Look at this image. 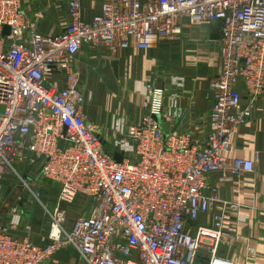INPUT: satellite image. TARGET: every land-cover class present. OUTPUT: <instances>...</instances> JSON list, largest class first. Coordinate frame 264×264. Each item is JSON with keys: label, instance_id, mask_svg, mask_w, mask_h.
Here are the masks:
<instances>
[{"label": "built area", "instance_id": "2783aa9c", "mask_svg": "<svg viewBox=\"0 0 264 264\" xmlns=\"http://www.w3.org/2000/svg\"><path fill=\"white\" fill-rule=\"evenodd\" d=\"M67 6L70 22L43 35L29 27L21 0H0V178L28 153L59 184L48 242L32 243L13 221L0 224V264H48L66 247L86 264H234L220 253L230 239L223 214L198 220L218 202L210 174L254 170L251 159L228 151L264 92V0H101L90 21L80 18L81 0ZM199 26L218 36L222 59L209 82L207 131L171 130L163 123L172 117L164 110L168 91L155 88L144 94L149 113L138 124L116 125L122 140L106 150L85 122L73 57L93 44L114 54L150 48ZM61 73L63 87L47 82ZM77 195L91 209L68 223Z\"/></svg>", "mask_w": 264, "mask_h": 264}, {"label": "crops", "instance_id": "0c3cea01", "mask_svg": "<svg viewBox=\"0 0 264 264\" xmlns=\"http://www.w3.org/2000/svg\"><path fill=\"white\" fill-rule=\"evenodd\" d=\"M21 3L29 27H34L43 35H55L71 20L67 6L68 0H21ZM100 4L101 0H81L80 18L90 21L93 15L99 12ZM210 39L217 45H208L197 38L198 43L189 45L182 43L177 51H172V45L163 44L165 40L150 48L136 46L120 48L114 55L108 50L110 55L106 60V67L101 65L97 68L102 71L98 75L107 76L112 84L126 88L127 92L123 97L127 98L128 102L107 106L106 109L110 115L108 125L109 129H112L111 135L107 136L101 131L102 115L105 117L106 111L99 109L96 112L95 108L84 105L86 124H89L103 139L107 137L111 139L119 135V132L114 129L116 125L138 124L141 118L149 113V105L141 99H144L145 93L158 88L156 82L154 85V81L148 77L160 74L158 59L165 55L169 57L168 64L172 71H170L171 76L165 82L166 84L160 83L161 88L168 89V93L164 96V110H170L172 117L163 123L169 124L171 130L175 126L174 129H186L187 125L189 127L192 125L193 132L203 131L213 100L209 87L211 79L209 76L219 73L222 67L219 42L211 35ZM96 48L100 50L106 47L96 44L86 46L72 60L73 68L78 74L79 88L85 97L87 91L97 90V87L90 86L91 73H86L90 71L91 62L85 63V61H92L96 58ZM190 55L195 59H191ZM113 61L117 63L116 68L112 65ZM81 62L82 65H80ZM65 77V73L48 75L47 82L57 80L63 87ZM127 77L130 80L125 82L124 79ZM163 78L162 76L158 80ZM95 80V78L92 79V86ZM132 87L133 91H131ZM129 89V93L138 94L135 98L139 99L138 102L130 101L132 96L128 93ZM228 154L232 157L251 159L254 163V170L239 176H224L222 173L210 174L208 184L218 188V202L210 213L202 215L198 222L212 223L213 215L218 212L222 213L224 230L230 235V239L222 244L220 253L234 264H264V92L248 123L233 133ZM26 156L28 153H23L20 158L16 159L14 165L23 161V157ZM53 187L52 196L57 197L59 184L56 183ZM48 202L42 199L25 201L17 190L14 191L10 186L5 187L4 182H0V224L13 221L20 235L27 234L32 243L43 245L48 242L50 213L54 208V203L49 205ZM90 209V201L82 195H77L72 205L68 206V223L78 216L88 215ZM48 264L86 263L77 250L66 247L58 250Z\"/></svg>", "mask_w": 264, "mask_h": 264}, {"label": "rangeland", "instance_id": "374dc122", "mask_svg": "<svg viewBox=\"0 0 264 264\" xmlns=\"http://www.w3.org/2000/svg\"><path fill=\"white\" fill-rule=\"evenodd\" d=\"M206 32H207V27H205V26H199V27H194V28L191 27V28L187 29L186 31H184V33L182 34L181 37L176 38V39H167L163 42V44L172 45V48H173L172 51L179 50V48H180L179 46L182 43L183 44L187 43L188 45L193 44V43H195V44L198 43L197 38H199L202 41H205L208 45H210V44L213 46L217 45L216 42H213L212 39H210V36H208ZM108 50L109 49H106V48H100V50L98 48H96V51H97V54L95 56L96 58L93 59L92 61H85L86 64L91 62L92 66L90 68V71H86V73H91L92 76H91L90 86L94 87V88L97 87V90L94 91V89L92 88L93 90H91V92L87 91L86 97H85V103H84V105H86L88 107L90 106L93 109L95 108L96 112H98L99 109L102 111H106V116L103 117V115H102L101 131L106 133L107 136L111 135L110 131H112V129L111 130L109 129L110 127L108 125L110 115H108L109 111L106 109L107 106L109 104H114V103H116V104L122 103L123 104L125 102H128L127 101L128 99L123 97L124 94H126V92H127L125 90L126 88H120V86L118 87L116 84H112L111 81L107 78V76L98 75V73H101L102 71H100L97 68L101 67V65H104L106 67V62H107L106 60H108L107 58L110 55L109 52H107ZM110 53L114 55V53H112V52H110ZM191 53H193V55L195 54V52H191ZM171 55H173V53ZM190 57H191V59H195L194 56L190 55ZM170 58H171V56H170ZM168 61H169V57L167 58L165 55L160 57L158 59V64H160V70H159L160 74H156L154 76L149 75V77H148V79H150L151 81H154V85L156 82V84L158 85V88L162 87L160 82H162V85H165L166 84L165 82H167L169 80L168 79L169 76H171L170 71H172V70L170 69V65L168 64ZM158 64H156V65H158ZM80 65H82V62ZM83 73H85V70H83ZM162 76L164 78L162 80H158V79L162 78ZM190 77L192 78L193 76H190ZM209 77L211 78L212 75ZM82 78H84L83 75H82ZM93 78H95L96 80L92 86V79ZM131 79H133V78H131ZM126 80H130V78L128 79V77H127L126 79H124V81L126 82ZM168 86L171 87V85H168ZM163 89H166V88H163ZM166 90H168V89H166ZM131 91H133V87H132ZM129 92H130V89L128 90V93ZM129 95L132 96L130 99L131 102H138L139 101V99H135L138 95L137 93L131 92V93H129ZM142 100L144 102V99H141V101ZM187 126L188 127L186 129L192 130V128H193L192 125L190 127H189V125H187ZM201 127H203V126H201ZM208 127H209V125L207 123L206 126L203 127V131H200L198 133H202V132L207 131ZM121 140H122V136L120 134L116 135L115 138H111V139H109L107 137V139H105L104 148L106 150H109V151L112 150L113 151L116 149V147H118ZM24 159H26V160L24 161ZM42 164H43V161L41 159L28 154V156L23 157V161L14 165L11 170L4 172L0 182H4L5 187L10 186L11 189H14V191L17 190L20 197L21 196L24 197L25 201H28V200L39 201V199H42V200L48 202L50 200L51 202L50 203L48 202V204L51 205V203H54V205H55L56 197L52 196L51 190L54 189L53 186L56 184V182H54L53 180H50L47 177H44L42 175V172H41ZM33 203H35V202H33ZM70 205H72V203ZM70 205H68V206H70Z\"/></svg>", "mask_w": 264, "mask_h": 264}, {"label": "water", "instance_id": "95a60500", "mask_svg": "<svg viewBox=\"0 0 264 264\" xmlns=\"http://www.w3.org/2000/svg\"><path fill=\"white\" fill-rule=\"evenodd\" d=\"M8 31H9V28L7 26H5L3 29V33H7ZM211 37L214 39H217L218 36L216 34H213V35H211ZM112 65L114 66V68H116V66H117L116 61H113ZM155 117H156V119L159 118L158 116H155ZM174 128H176V126ZM174 128H173V130H175ZM114 157L119 161L121 160V155L117 152L114 153Z\"/></svg>", "mask_w": 264, "mask_h": 264}]
</instances>
